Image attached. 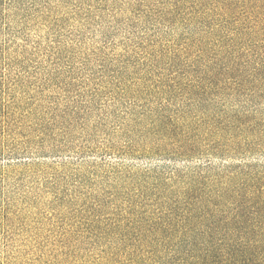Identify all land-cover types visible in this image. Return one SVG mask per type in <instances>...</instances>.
<instances>
[{"label": "rangeland", "instance_id": "rangeland-1", "mask_svg": "<svg viewBox=\"0 0 264 264\" xmlns=\"http://www.w3.org/2000/svg\"><path fill=\"white\" fill-rule=\"evenodd\" d=\"M165 2L18 0L0 11V70L11 76L1 100L10 99L7 86L19 76L12 92L24 115L18 132L0 130V264H173L177 228L170 232L169 224L184 214L162 218L171 210L153 194L163 187L150 181L142 198L131 173L264 168V134L261 147L232 159L161 157L162 139L131 138V127H154L143 110L168 99L157 89L164 69L165 78L172 69L147 53L180 36L158 21ZM142 75L147 94L120 101L112 92L111 83L122 78L131 86Z\"/></svg>", "mask_w": 264, "mask_h": 264}, {"label": "trees", "instance_id": "trees-1", "mask_svg": "<svg viewBox=\"0 0 264 264\" xmlns=\"http://www.w3.org/2000/svg\"><path fill=\"white\" fill-rule=\"evenodd\" d=\"M166 1L165 20L158 21L179 29L180 36L172 46H151L147 53L153 64L166 59L172 69L166 78L164 69L157 89L168 99L156 110L142 109L149 111L154 127L137 131L131 127V138L142 134L153 136V141L162 139L165 145L157 149L161 157L187 160L204 155L232 159L261 147L264 121L258 106L264 101V0ZM17 2L0 0V11L15 8ZM10 77L0 70V111H5L0 115V130L18 132L24 115H17L23 108L12 88L19 85V76L13 78L12 87L7 86L10 99L1 100L2 85ZM146 81L142 75L131 86L122 78L110 86L112 92L118 91L120 101L137 99L149 92ZM131 110L139 111L135 104ZM128 179L140 181L142 198L150 190V181L163 187L153 194L158 204L171 210L162 218L184 214L177 225L169 224L170 232L177 228L170 239L173 264H264V168L213 172L207 164L192 173H131ZM226 206L231 211L228 216Z\"/></svg>", "mask_w": 264, "mask_h": 264}]
</instances>
